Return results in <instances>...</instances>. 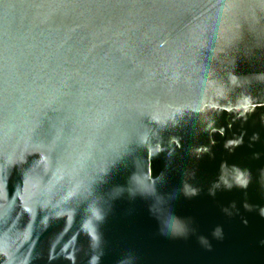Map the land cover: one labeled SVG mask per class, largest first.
Instances as JSON below:
<instances>
[{
  "label": "water",
  "instance_id": "95a60500",
  "mask_svg": "<svg viewBox=\"0 0 264 264\" xmlns=\"http://www.w3.org/2000/svg\"><path fill=\"white\" fill-rule=\"evenodd\" d=\"M261 208L264 0H0V264H264Z\"/></svg>",
  "mask_w": 264,
  "mask_h": 264
},
{
  "label": "clouds",
  "instance_id": "9594fccd",
  "mask_svg": "<svg viewBox=\"0 0 264 264\" xmlns=\"http://www.w3.org/2000/svg\"><path fill=\"white\" fill-rule=\"evenodd\" d=\"M133 137L136 138L137 142H138V137L136 134H134V121L131 118H128L124 123L119 124L116 129L114 134L108 138V140L106 141L105 145H104V153H106L109 157H116V159H118L119 157H121V155L127 151L128 149V145L131 142V140L133 139ZM107 173V171L105 172ZM103 173V174H105ZM162 175V174H161ZM247 176L246 173L241 172V179L238 181L239 186L241 187H247L248 183H249V179H245L243 177ZM248 177V176H247ZM228 188H231L232 185L229 184L227 185ZM154 189V193H155V185L153 186ZM185 194L188 195L187 191H185ZM194 194V193H193ZM214 195V192L212 193ZM171 195V193L169 194V196ZM168 196V197H169ZM157 196L155 203L152 207H150V211L157 216V218L160 220V232L161 235L164 236H171V237H184L185 235H187V225L185 223L184 220H182L181 218L177 217L172 210V201H170L168 204H164V203H159V207L160 208H169L170 210L168 212H166L164 215H161L159 211H156V207L158 204L157 198L160 199V201H166L168 200ZM246 208H249L250 206L245 204ZM260 215L264 216V208L260 209ZM170 223H174L175 225L178 226V230L174 229L172 227H170ZM222 229L220 227H217L214 231H213V236L215 238H222ZM201 242L202 243H207V239L205 237H201ZM131 262V258H125V260H122L120 262V264H130Z\"/></svg>",
  "mask_w": 264,
  "mask_h": 264
},
{
  "label": "snow or ice",
  "instance_id": "6c2138e0",
  "mask_svg": "<svg viewBox=\"0 0 264 264\" xmlns=\"http://www.w3.org/2000/svg\"><path fill=\"white\" fill-rule=\"evenodd\" d=\"M170 227L174 228V229H177L178 230V226L175 225L174 223H170Z\"/></svg>",
  "mask_w": 264,
  "mask_h": 264
}]
</instances>
